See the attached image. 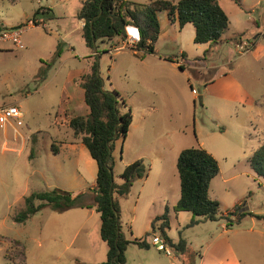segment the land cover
<instances>
[{"label": "rangeland", "instance_id": "rangeland-1", "mask_svg": "<svg viewBox=\"0 0 264 264\" xmlns=\"http://www.w3.org/2000/svg\"><path fill=\"white\" fill-rule=\"evenodd\" d=\"M77 1L79 0H67L68 7L61 11L67 19L48 21L46 29L43 25L36 27L40 24L34 25L31 22L32 14L38 7L45 6L46 0H0V23L4 22L9 26L23 24L19 28L14 27L13 30L19 29V39L24 47L16 49L9 41L0 42V104L17 106L22 113L23 126L16 128L21 131L27 126L34 133L30 139L32 149L30 151L26 149L22 154H18L17 151L10 150L17 149V144L12 141V128L0 129V264H100L106 261L107 246L99 237L100 221L95 210L89 212L85 208H73L54 212L49 206H45L23 223H16L13 220L15 214L22 210L24 199L32 192L59 189L76 194V190L79 189L86 191L83 201H90L91 195L87 190L94 181L97 167L86 148L78 147L76 157H73L71 152L52 156L49 151L52 142H55L53 139L56 132L55 123L63 118L65 104L63 102L66 97L65 93L61 97V88L66 85L68 75L86 73L93 61L97 62L103 81L106 85L113 84L125 104L145 101L156 106L157 109L153 113L156 119L155 127L149 129L147 134L150 141L165 144L168 132L173 127L171 122L173 115L175 119L184 103L187 104L190 123L192 124L193 116L198 125V137L189 131L186 133L187 137H182L184 141L179 143L180 146L197 147L198 141L203 140L207 148L210 143L220 149V151L214 149L218 153L214 159L217 161L219 171L210 183L209 197L219 203L220 214L230 211L234 206L239 207L238 211L251 212L254 214L253 221L257 228L264 233V178L249 164L253 150L264 142V131L253 132L251 128L250 137L239 140L238 136L235 137L232 131L230 132L228 119L216 123L213 118H207L204 109L206 96L203 101L204 93L199 82H208L212 70L196 68L191 71L192 74L185 69L174 74L173 79L164 71L163 74L154 73L151 76H157V81L162 82V89L158 84L152 83L155 86L145 84L143 92L140 89L143 84L140 75L142 64L136 60L129 45L122 43L124 47L118 50H112L109 43H97L95 50L85 45L80 31L76 28ZM238 2L240 5L232 0H218L219 6L231 22L224 36L235 35L241 31L243 32L241 38L235 40V44H240L246 39L250 42L258 34L259 49H256L254 56L244 53L243 57L238 59L239 55L235 51L229 59L227 49L233 50V47L224 45L216 59L218 64L231 61L230 65L226 64V68L235 67V73L245 87L255 95L264 96V0ZM69 11H72L74 16L70 15ZM159 14H162V17L165 15L164 12ZM186 27L180 31L178 24L168 26L169 38H158L157 52L178 56L177 46L180 43L188 55V61H191L193 55L199 54L200 48L193 43V26L189 24ZM173 35H177V43L171 41ZM57 44L61 58L52 61ZM44 63L49 64V67H43ZM194 65L198 67L199 63ZM42 67L45 74L39 77L38 73ZM53 75L55 78L43 87ZM150 87H154V90L147 92ZM191 90H194L195 94H192ZM254 111L255 109L250 108L240 110L239 117L246 118L249 114H254ZM78 112L81 113V110L78 109ZM263 117L264 114L258 118L261 123L264 122ZM256 122L258 121H252L253 127ZM223 127L227 128L225 134L221 133ZM159 134L164 135L163 140L156 141V135ZM171 138L174 140V136ZM4 143L8 150H3ZM222 145H227V148H222ZM28 153L31 155L28 156ZM76 161L78 165L75 164ZM56 163L62 168L61 176L71 171L78 172L80 185L63 182L61 176L59 178L55 172ZM170 166L168 164L167 168ZM167 171L173 172L171 169ZM29 172H32L31 177H28ZM114 172L113 181L118 184L120 178ZM133 185L134 188H130L125 197L117 198L119 222L128 238L131 236L146 238L147 243L150 242L152 234L160 235L157 229L151 231L150 222L155 217L150 219L148 216H156V212L162 213L157 203L148 207L149 196L158 197L162 194L171 202L176 187L170 175L168 187L165 185L157 187L153 184L152 191L146 184L136 201L139 182ZM147 193L149 196L145 198ZM133 207L135 215L131 222ZM166 216L168 220L166 231L170 236L176 238L182 233L194 236L193 231L196 229H189V223L192 218L197 217H193L189 212H180L177 219L171 214ZM245 221H249V218ZM159 225L160 222H157L155 228ZM147 233L149 235L145 237ZM193 252L197 255L196 251ZM248 253L253 264H264L263 236L257 244L255 241V245L248 248ZM124 256V264H169L163 252L157 251L152 245H148V248H139L129 244ZM182 260L179 256L178 264H182Z\"/></svg>", "mask_w": 264, "mask_h": 264}, {"label": "trees", "instance_id": "trees-1", "mask_svg": "<svg viewBox=\"0 0 264 264\" xmlns=\"http://www.w3.org/2000/svg\"><path fill=\"white\" fill-rule=\"evenodd\" d=\"M79 1L80 8L76 18L84 21L80 34L85 45L91 50H95L97 43H109L112 50H116L126 40L125 28L132 26L137 28L140 40L129 49L143 54H156L154 44L160 33L158 14L161 12L166 13L170 21H176L179 27L191 24L194 28L193 43L197 45L208 44L209 47L216 45L229 25L228 17L219 6L218 0H149L146 3L128 0ZM232 1L240 5L238 0ZM37 14L38 10L34 16ZM31 22L38 24L35 19ZM249 43V50H252L254 44L251 41ZM208 53V49L203 52V59ZM60 54L57 44L52 61L59 58ZM44 66L49 67V64L44 63ZM43 67L39 70V77L45 74ZM179 68L183 70L181 66ZM103 82L97 62L93 61L78 82L89 112L84 116H72L68 121L73 136L80 139L97 166L94 186L87 190L91 195L90 201L84 202L82 199L86 191L76 194L59 189L32 192L24 199L22 210L15 214L13 220L16 223H23L45 206H49L54 212L73 208H93L99 214V237L107 246L106 261L100 264H124L127 245L148 248V244L146 238L125 237L119 222L117 198L125 197L133 183L147 175L148 166L142 160L134 161L125 166L119 175L121 183H114L112 173L114 161L111 156L113 143L125 138L131 123V111L119 93L105 89ZM114 132L117 135L116 139H113ZM55 151L53 149V152ZM249 164L264 178V142L253 150ZM176 169L180 198L173 210L189 212L198 218L192 219L189 226L197 224L200 220L220 219H224L226 225L230 226L246 215V212L239 213V207L234 206L232 211L222 216L219 212V203L209 197V185L218 174L219 167L214 157L205 149L198 146L183 149L178 155ZM232 215H235V219H230ZM157 222H160V225L155 228ZM150 228L152 232L158 230L175 254L184 252V240L179 239L177 243H172L166 234L168 229L166 211L150 222ZM148 235L149 233L145 237Z\"/></svg>", "mask_w": 264, "mask_h": 264}, {"label": "crops", "instance_id": "crops-1", "mask_svg": "<svg viewBox=\"0 0 264 264\" xmlns=\"http://www.w3.org/2000/svg\"><path fill=\"white\" fill-rule=\"evenodd\" d=\"M14 1V0H11ZM137 2L138 0H128ZM219 4V3H218ZM68 7L67 0H58L56 2L52 0H46L45 6H40L36 10L39 11V14L34 16L32 14L31 20L35 19L40 23L39 26H44L47 29V22L52 20L58 19H67L64 14H61L62 9ZM75 7L77 8V12L80 8V1L75 3ZM76 12V14H77ZM35 13V12H34ZM64 13V12H63ZM72 14V11L70 12ZM74 16V15H73ZM76 18V15H75ZM229 25L231 24L230 19ZM158 21L160 27V33L158 38L168 37V26L177 24L176 21H170L165 13L164 17L162 14H158ZM83 20H79L76 18V28L80 31L83 27ZM187 25L185 24L183 27H180V31L183 30ZM228 25V28H229ZM20 25L9 26L4 22L0 23V30L4 29H13L14 27H20ZM26 26V25H25ZM35 27V26H34ZM189 28V27H186ZM227 28V30H228ZM194 29V28H193ZM226 30V31H227ZM179 34V33H177ZM225 32L221 36L220 41L212 46L209 47L208 44H201L197 45L200 48L199 54H195L191 57V61H188V55L180 43H178V56L168 55V54H159L156 50V43L154 44V49L156 54H143L142 52H133V55L136 57V60L142 64V69L140 70L141 80L143 82L142 87L140 88L143 92L145 90L143 87L145 84H149L150 86H158L162 89V82L157 81V76L154 73L158 74L159 72L163 74V71L167 73L172 79L174 78V74L178 71L183 72L185 69H188V72L198 68L201 70H212V76L208 80V82H199L203 89V101L206 96V102L204 103V109L207 112V118H213V121L216 123H221L223 119L229 120V129L230 132L234 134L235 137L238 136L237 139L242 140L244 137H250L251 128L253 132L264 131V122L261 123L258 118L264 114V96L263 95H255L253 94L245 85L241 82L238 76L235 73V67H231L230 69L226 68V64H231V61H227L222 64H218L216 55L218 54L219 50L224 45H230L233 47V50L227 49L229 54V59L233 55V52L239 55L237 57H243V53H239L238 48L236 47V39L238 37L241 38L243 32L238 31L236 34L226 35L224 36ZM194 37V34H193ZM177 35H173L171 39L172 42L177 43L176 41ZM258 34L256 37H253L251 42L254 44L253 49L249 50L246 53H249L254 56L256 49L259 47L257 43L259 41ZM247 40V39H246ZM249 40V39H248ZM158 41V40H157ZM57 46V45H56ZM124 47L123 45L119 46V48ZM117 48L116 50H118ZM72 49V48H71ZM209 50V53L205 59H203V52L205 50ZM55 51V50H54ZM238 51V52H237ZM245 53V54H246ZM54 54V52H53ZM59 57L58 59H60ZM171 58V60H167ZM258 59V56L256 57ZM236 60V59H235ZM199 63V66L196 67L194 64ZM181 66L183 70L179 68ZM237 66V65H236ZM57 72L55 73V75ZM85 73H80L76 75H68L66 85L61 88V97L65 93V102L64 110H63V118L60 122L55 123L56 132L53 136L54 143L51 144L50 154L52 156H59L63 153L73 154V157H76V151L78 147L84 146L79 138H75L72 134V130L68 127V121L72 116H84L87 115L89 110L84 103L83 98V90L79 86V78ZM50 77L49 80L43 85L46 86L50 81L55 78ZM109 80V79H107ZM155 84V85H152ZM103 87L107 90H115V87L112 83L106 85L103 82ZM158 87V88H159ZM64 88V90H63ZM68 88V89H66ZM135 89V88H134ZM66 90V91H65ZM154 90V87H150L149 90ZM156 90V89H155ZM65 91V92H64ZM192 94H195L194 90H191ZM121 95V94H120ZM127 107L131 111V123L129 125L127 134L123 140L118 139L115 141V145L113 146V150L111 152V156L114 161L113 165V172H116V175L122 173L125 166L129 165L130 163L142 160L145 165L148 166L147 175L144 178L137 179L133 184L139 182V189L136 201L138 200V196L141 195L144 187L146 184L154 190L153 184L157 187L159 185H165L168 187L169 183V176L171 175L172 181L176 187V193L173 198L169 202L166 196L159 195L156 196H149L148 193L146 194L145 198L149 196L148 199V207H152L155 203L159 204V211L164 213L166 211L167 215H172L175 219L178 218L180 212L176 213L173 210L174 205L178 202L180 198V187H179V177L178 172L176 169V161L178 158L179 153L186 149L184 146H180V142L184 141L182 137H187L186 133L191 131L194 136L198 137V125L195 119L192 116V124L190 123L191 117L189 113V108L186 103L181 107V110L177 112L176 118H173L171 122L173 123L172 130L168 132V136L166 137V143L158 144L155 141H150L149 129H154L156 119L153 113L156 111V106L152 102L146 103L142 101L134 104L133 102H126ZM250 108L251 110L255 109L254 114H249L245 118L239 117V111ZM78 109L81 110V113L78 112ZM253 112V111H252ZM209 113V115H208ZM264 119V117H263ZM252 121L256 122V125L253 127L251 124ZM247 123V124H245ZM255 123V122H254ZM212 132V131H211ZM227 132V128H222L221 133L225 134ZM31 135H34L32 130H30L27 126L23 127L21 131L17 130L16 132L13 131L12 141L17 144V149L14 150L10 148L12 151H17L18 154H22L23 151L26 149L30 151L32 149L31 146ZM182 135V136H180ZM162 134L156 135V141L163 140ZM171 136H174L171 138ZM52 139V140H53ZM199 139V138H198ZM38 141H36L37 144ZM206 142L203 140H199L197 146L205 149L209 154L213 157H217L218 153L215 152L214 149L220 151L216 145H212L208 143V148L206 147ZM222 148H227V145H222ZM259 146V145H258ZM3 150H8L9 148L6 147L5 143L3 144ZM190 148V147H189ZM53 149L56 150L53 152ZM87 150V149H86ZM88 152V151H87ZM89 154V153H88ZM31 153H28L30 156ZM90 156V155H89ZM55 158V157H54ZM91 158V157H90ZM92 159V158H91ZM93 160V159H92ZM89 162V161H88ZM95 162V161H94ZM90 163V162H89ZM78 165V162H75ZM91 164V163H90ZM96 164V163H95ZM171 165L167 168V165ZM97 167V166H96ZM219 167V166H218ZM173 170L167 171V170ZM55 172L57 176H61L62 168L59 164H55ZM114 172V173H115ZM32 172H29L28 177H31ZM97 173V169H96ZM59 174V175H58ZM31 175V176H30ZM80 174L78 172L71 171L69 173H64V176H61L63 182H69L71 184L80 185L78 183ZM96 178V174L94 177V181ZM94 181L91 184V189L94 186ZM212 181V180H211ZM118 184L121 183V180L117 182ZM211 183V182H210ZM131 189L134 188L135 185H132ZM210 187V185H209ZM81 192L79 189L76 190L75 193ZM209 194V190H208ZM161 209V210H160ZM89 212L94 210L93 208L86 209ZM233 208L230 210L232 211ZM132 217L131 222L134 219L135 215V207L132 208ZM158 211V210H157ZM246 212V217L243 216L238 220V222L231 224L230 226L226 225L224 219H220L218 221H202L200 220L197 224L190 226L189 229L193 231V237H190L186 234H179L178 237L170 236L169 232L166 231L167 236L172 241V243H177L179 239L184 240L185 242V250L183 253L177 254L178 258L181 256L182 264L185 262L193 263V264H253V261L250 258V254L248 253V248H252L257 242H259L260 238L263 236L264 233L257 228L255 222L253 221V215L251 212L248 211H241L239 213ZM160 213V214H159ZM161 212H156V216H148L150 219L154 217H158L162 215ZM98 214V213H97ZM222 216L226 215V212L221 214ZM99 216V214H98ZM249 218V221H245ZM193 219V218H192ZM191 219V220H192ZM198 219V218H196ZM230 219H235V215L230 216ZM244 220V222H242ZM121 231L128 238L124 229L121 227ZM256 236V238H253ZM255 240V241H254ZM148 245H152L150 242H147ZM192 245H194L192 247ZM153 246V245H152ZM194 248V250H193ZM197 252V255H194V252ZM191 256V257H190ZM184 257V258H183ZM190 257V259L186 258ZM168 259V258H167ZM169 261V259H168Z\"/></svg>", "mask_w": 264, "mask_h": 264}, {"label": "built area", "instance_id": "built-area-1", "mask_svg": "<svg viewBox=\"0 0 264 264\" xmlns=\"http://www.w3.org/2000/svg\"><path fill=\"white\" fill-rule=\"evenodd\" d=\"M37 23L40 24L39 22ZM129 28L132 30L129 31ZM125 31H126V40L124 44L126 43L127 45H129V47H133L140 40L139 32L137 28L132 26H127L125 28ZM19 36H20L19 29L0 30V42L9 41L16 49H23L24 47L19 39ZM249 44L250 43L248 42V40H245V42L236 44V47L241 50V51L239 50L240 53L244 54L249 51ZM22 126H23L22 113L17 106L13 104L12 105L0 104V129L9 127L16 132L18 130L16 127H22ZM150 243L156 248L157 251L163 252L164 256L169 259V264H178L179 261L178 256H176V254L166 244L165 240L160 235L152 234L150 237Z\"/></svg>", "mask_w": 264, "mask_h": 264}, {"label": "water", "instance_id": "water-1", "mask_svg": "<svg viewBox=\"0 0 264 264\" xmlns=\"http://www.w3.org/2000/svg\"><path fill=\"white\" fill-rule=\"evenodd\" d=\"M117 135H116V132H114V135H113V139H116ZM240 212V211H238Z\"/></svg>", "mask_w": 264, "mask_h": 264}, {"label": "bare ground", "instance_id": "bare-ground-1", "mask_svg": "<svg viewBox=\"0 0 264 264\" xmlns=\"http://www.w3.org/2000/svg\"><path fill=\"white\" fill-rule=\"evenodd\" d=\"M132 29L129 28V31H131Z\"/></svg>", "mask_w": 264, "mask_h": 264}, {"label": "snow or ice", "instance_id": "snow-or-ice-1", "mask_svg": "<svg viewBox=\"0 0 264 264\" xmlns=\"http://www.w3.org/2000/svg\"><path fill=\"white\" fill-rule=\"evenodd\" d=\"M133 34H135V33H133Z\"/></svg>", "mask_w": 264, "mask_h": 264}]
</instances>
